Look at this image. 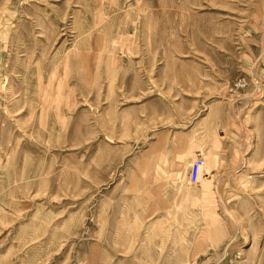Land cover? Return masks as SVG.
Instances as JSON below:
<instances>
[{
	"label": "rangeland",
	"instance_id": "1",
	"mask_svg": "<svg viewBox=\"0 0 264 264\" xmlns=\"http://www.w3.org/2000/svg\"><path fill=\"white\" fill-rule=\"evenodd\" d=\"M0 264H264V0H0Z\"/></svg>",
	"mask_w": 264,
	"mask_h": 264
},
{
	"label": "crops",
	"instance_id": "2",
	"mask_svg": "<svg viewBox=\"0 0 264 264\" xmlns=\"http://www.w3.org/2000/svg\"><path fill=\"white\" fill-rule=\"evenodd\" d=\"M198 143V141L196 142ZM169 151H168V163L169 166L172 168L173 165L177 164L179 160V154L176 152V149L178 147L177 145V137L174 135L173 137L171 136V141L169 142ZM206 146H207V162L210 166L214 165L217 163L219 165V159L221 162H224V147H223V142L214 134L210 135L208 138V141H206ZM193 149L192 144L189 145L188 147V152H190ZM218 158V160L216 159ZM217 160V162H216ZM189 161V157L185 160Z\"/></svg>",
	"mask_w": 264,
	"mask_h": 264
},
{
	"label": "built area",
	"instance_id": "3",
	"mask_svg": "<svg viewBox=\"0 0 264 264\" xmlns=\"http://www.w3.org/2000/svg\"><path fill=\"white\" fill-rule=\"evenodd\" d=\"M205 166V162L201 156L200 153H197L196 159L194 160V163L192 164V170L189 175V181L192 184H197L198 181L201 178V174L203 172V168Z\"/></svg>",
	"mask_w": 264,
	"mask_h": 264
},
{
	"label": "bare ground",
	"instance_id": "4",
	"mask_svg": "<svg viewBox=\"0 0 264 264\" xmlns=\"http://www.w3.org/2000/svg\"><path fill=\"white\" fill-rule=\"evenodd\" d=\"M198 183H200V180L198 181ZM198 183H197V184H198ZM194 185H196V184H194Z\"/></svg>",
	"mask_w": 264,
	"mask_h": 264
}]
</instances>
